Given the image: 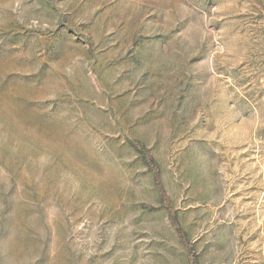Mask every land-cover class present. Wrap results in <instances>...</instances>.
Returning <instances> with one entry per match:
<instances>
[{"label":"rangeland","instance_id":"rangeland-1","mask_svg":"<svg viewBox=\"0 0 264 264\" xmlns=\"http://www.w3.org/2000/svg\"><path fill=\"white\" fill-rule=\"evenodd\" d=\"M0 264H264V0H0Z\"/></svg>","mask_w":264,"mask_h":264},{"label":"trees","instance_id":"trees-1","mask_svg":"<svg viewBox=\"0 0 264 264\" xmlns=\"http://www.w3.org/2000/svg\"><path fill=\"white\" fill-rule=\"evenodd\" d=\"M131 145H132V146H133V147H134L139 153L143 154V157L145 158V161H146L148 164H150L151 167H153V166L155 167V164H154L152 158L149 156V154H148L146 148H145L141 143H139V142L137 141V142H132ZM156 180H157V184H159L158 179H156ZM173 223H174L175 226L177 225L176 220H175L174 218H173ZM177 229L179 230V234H182L181 231H180V229H179L178 227H177Z\"/></svg>","mask_w":264,"mask_h":264}]
</instances>
